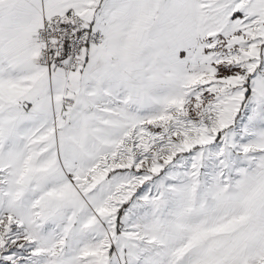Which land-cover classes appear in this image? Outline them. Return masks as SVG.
Listing matches in <instances>:
<instances>
[{
    "label": "snow or ice",
    "instance_id": "1",
    "mask_svg": "<svg viewBox=\"0 0 264 264\" xmlns=\"http://www.w3.org/2000/svg\"><path fill=\"white\" fill-rule=\"evenodd\" d=\"M0 264H264V0H0Z\"/></svg>",
    "mask_w": 264,
    "mask_h": 264
}]
</instances>
